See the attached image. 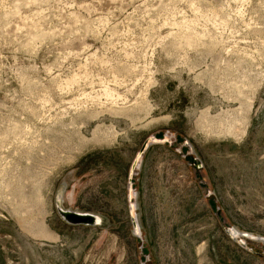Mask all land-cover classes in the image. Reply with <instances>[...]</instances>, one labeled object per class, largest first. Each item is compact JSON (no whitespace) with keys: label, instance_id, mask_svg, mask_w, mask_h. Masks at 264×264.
Segmentation results:
<instances>
[{"label":"rangeland","instance_id":"374dc122","mask_svg":"<svg viewBox=\"0 0 264 264\" xmlns=\"http://www.w3.org/2000/svg\"><path fill=\"white\" fill-rule=\"evenodd\" d=\"M0 264H264V0H0Z\"/></svg>","mask_w":264,"mask_h":264},{"label":"water","instance_id":"95a60500","mask_svg":"<svg viewBox=\"0 0 264 264\" xmlns=\"http://www.w3.org/2000/svg\"><path fill=\"white\" fill-rule=\"evenodd\" d=\"M166 143H172L171 138L168 134H165L162 138H158L156 135L149 137L146 142L144 143L141 151L138 153L136 160L134 161L128 178V204H129V213L131 222L133 225V231L134 235L142 241V232L141 227L139 223L138 218V205H137V192L134 188V180L135 176L138 174V170L141 167L142 159L149 149V147L152 144H166ZM185 145L187 146V143L185 142ZM197 168H201L202 164L196 163ZM210 195V194H209ZM219 209H217L216 214H218ZM60 215L63 217V219L70 225H99L102 223V218L98 215L92 214V213H82V212H76L72 210H64L63 208H59ZM223 228L225 232L228 234V236L235 241L239 246L242 248L248 250L251 253H255L253 249L249 248L246 239H254L256 238L252 234L249 233H243L238 231L233 226H227L225 223V219L223 221ZM141 250H143V246H141Z\"/></svg>","mask_w":264,"mask_h":264},{"label":"bare ground","instance_id":"6f19581e","mask_svg":"<svg viewBox=\"0 0 264 264\" xmlns=\"http://www.w3.org/2000/svg\"><path fill=\"white\" fill-rule=\"evenodd\" d=\"M193 43V42H192ZM233 128H231V134L233 133L232 131ZM42 237H46L47 235H41Z\"/></svg>","mask_w":264,"mask_h":264}]
</instances>
